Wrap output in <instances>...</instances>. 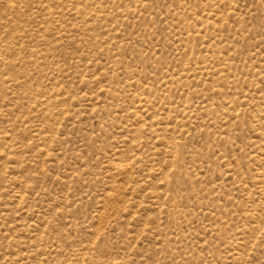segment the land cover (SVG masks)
<instances>
[{"label":"rangeland","instance_id":"1","mask_svg":"<svg viewBox=\"0 0 264 264\" xmlns=\"http://www.w3.org/2000/svg\"><path fill=\"white\" fill-rule=\"evenodd\" d=\"M0 264H264V0H0Z\"/></svg>","mask_w":264,"mask_h":264}]
</instances>
